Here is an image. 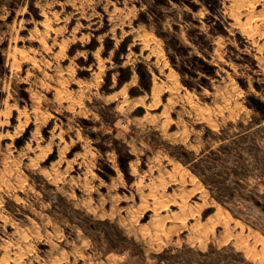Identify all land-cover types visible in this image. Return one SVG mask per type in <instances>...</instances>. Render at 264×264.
<instances>
[{"label":"rangeland","instance_id":"obj_1","mask_svg":"<svg viewBox=\"0 0 264 264\" xmlns=\"http://www.w3.org/2000/svg\"><path fill=\"white\" fill-rule=\"evenodd\" d=\"M0 264H264V0H0Z\"/></svg>","mask_w":264,"mask_h":264},{"label":"bare ground","instance_id":"obj_2","mask_svg":"<svg viewBox=\"0 0 264 264\" xmlns=\"http://www.w3.org/2000/svg\"><path fill=\"white\" fill-rule=\"evenodd\" d=\"M244 25V24H243ZM140 37L142 36V35H139ZM143 37V39H144V41L143 42H145V45L148 47V46H151V40H150V38L149 37H147L145 34L142 36ZM141 41V42H142ZM156 44V43H155ZM153 45L152 46V48H151V53L155 56V59H156V61H160V56H161V48H160V50H159V48H158V46L157 45ZM144 46V45H143ZM146 47V48H147ZM143 48V47H142ZM145 48V47H144ZM143 48V49H144ZM161 62V61H160ZM160 62H158V64L160 63ZM164 63V62H163ZM158 84V83H157ZM160 86V85H159ZM158 88H160V87H158ZM154 90H157V86L155 85V89ZM159 91V90H158ZM158 91H155V92H158ZM169 101V100H168ZM220 213V212H219ZM249 235V234H248ZM257 239V238H256Z\"/></svg>","mask_w":264,"mask_h":264},{"label":"trees","instance_id":"obj_3","mask_svg":"<svg viewBox=\"0 0 264 264\" xmlns=\"http://www.w3.org/2000/svg\"><path fill=\"white\" fill-rule=\"evenodd\" d=\"M177 1H181V0H177ZM188 83V82H187Z\"/></svg>","mask_w":264,"mask_h":264}]
</instances>
